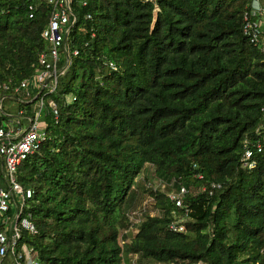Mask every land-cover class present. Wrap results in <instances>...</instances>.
Here are the masks:
<instances>
[{"label":"trees","instance_id":"1","mask_svg":"<svg viewBox=\"0 0 264 264\" xmlns=\"http://www.w3.org/2000/svg\"><path fill=\"white\" fill-rule=\"evenodd\" d=\"M252 1L75 5L70 61L49 95L58 117L42 110L48 137L17 169L32 190L23 215L35 228L21 230V243L39 264H125L128 254L171 264H264V153L254 168L240 165L242 139L264 106V55L243 34ZM47 16L41 0H0V84L39 69ZM14 97L0 89L1 101ZM37 100L18 106L33 117ZM9 117L0 113V124ZM148 166L174 189L186 188L183 207L138 183ZM144 192L157 212L134 222ZM184 208L185 232L170 229Z\"/></svg>","mask_w":264,"mask_h":264},{"label":"built area","instance_id":"2","mask_svg":"<svg viewBox=\"0 0 264 264\" xmlns=\"http://www.w3.org/2000/svg\"><path fill=\"white\" fill-rule=\"evenodd\" d=\"M48 8L46 25L41 36L47 42V47L37 58L39 69L30 77L19 82L9 78L0 84V89H11L18 97L9 100H32L38 98L35 114L29 117L19 106L15 112L12 107L0 100V113L10 116L6 123L0 124V169L4 177V184L0 185V264H39V259L33 248L21 243V230L35 232L34 224L29 216H24L27 199L32 196L30 188H24L17 180V169L27 156L38 151L47 139L48 133L42 120V110L48 106L54 119L58 117V110L50 94L57 90L59 77L66 69L70 57L66 55V36L70 27L76 22L75 5H87V0H41ZM33 10V5H29ZM254 15V16H253ZM32 17V13L29 15ZM86 18H91L90 13ZM243 34L250 43L258 46L264 55V8L260 0H253L250 12L243 17ZM77 50H72L76 55ZM65 57V64L61 61ZM262 120L242 139V168L252 169L257 164V155L264 153V106L261 107ZM201 177V175H197ZM215 187V184H211ZM204 190V187L202 188ZM187 193L185 187L172 189L167 197L176 207H183V196ZM188 208H184V215H174L169 228L185 232L184 221L188 219Z\"/></svg>","mask_w":264,"mask_h":264},{"label":"rangeland","instance_id":"3","mask_svg":"<svg viewBox=\"0 0 264 264\" xmlns=\"http://www.w3.org/2000/svg\"><path fill=\"white\" fill-rule=\"evenodd\" d=\"M5 104H9L12 106L13 108L12 112L16 111L15 107L17 103L15 101L6 100ZM136 179L138 180L139 184L141 183L143 185V187L147 189H151L153 191L159 190L168 193L173 189V187L170 186L172 184L164 183L162 179L156 177L153 174V169L150 166H148L144 170V172L140 174ZM167 186H170L171 189L167 190ZM144 212H149L151 215H154L157 212L154 206V197L152 196V194H149L147 192H144L141 194V196H139V203L130 213L132 220L136 222L142 219ZM129 231L133 234L136 232V229L131 227ZM123 242L124 241L120 240V244H123ZM125 264H171V263H162L154 260L139 261L137 255L128 254L127 260L125 259Z\"/></svg>","mask_w":264,"mask_h":264},{"label":"crops","instance_id":"4","mask_svg":"<svg viewBox=\"0 0 264 264\" xmlns=\"http://www.w3.org/2000/svg\"><path fill=\"white\" fill-rule=\"evenodd\" d=\"M6 101V100H5ZM5 101L3 102V103H5ZM10 101H13V100H10ZM7 105H9V104H7ZM9 106H11V105H9ZM12 107V106H11ZM18 107V104L16 105V107L15 108H17Z\"/></svg>","mask_w":264,"mask_h":264}]
</instances>
